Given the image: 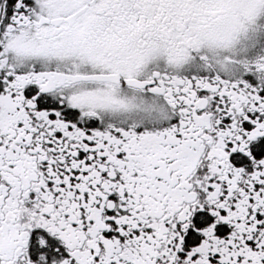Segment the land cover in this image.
<instances>
[{"label":"snow or ice","instance_id":"6c2138e0","mask_svg":"<svg viewBox=\"0 0 264 264\" xmlns=\"http://www.w3.org/2000/svg\"><path fill=\"white\" fill-rule=\"evenodd\" d=\"M0 264H264V0H0Z\"/></svg>","mask_w":264,"mask_h":264}]
</instances>
